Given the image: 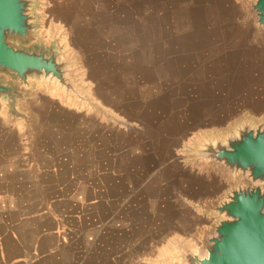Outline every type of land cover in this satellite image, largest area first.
I'll use <instances>...</instances> for the list:
<instances>
[{
  "label": "rangeland",
  "instance_id": "1",
  "mask_svg": "<svg viewBox=\"0 0 264 264\" xmlns=\"http://www.w3.org/2000/svg\"><path fill=\"white\" fill-rule=\"evenodd\" d=\"M35 1L34 43L56 40L84 101L0 75L22 95L20 116L0 102V118L24 121L42 166L54 157L63 176L94 188L79 184V193H97L132 222L134 251H90L79 262L179 264L171 259L177 248L196 252L221 220L209 210L248 184L206 166L197 151L244 123L264 126L254 0Z\"/></svg>",
  "mask_w": 264,
  "mask_h": 264
},
{
  "label": "water",
  "instance_id": "2",
  "mask_svg": "<svg viewBox=\"0 0 264 264\" xmlns=\"http://www.w3.org/2000/svg\"><path fill=\"white\" fill-rule=\"evenodd\" d=\"M35 0H0V75L29 90L31 82L54 85L65 95L84 101L68 77L71 63L61 59L56 40L49 46L35 41ZM248 14L264 38V0H254ZM18 86L0 77V102L20 116ZM206 166L241 175L248 184L227 193L209 210L221 217L193 252L179 246L171 259L179 264H264V126L244 123L224 140H208L197 151Z\"/></svg>",
  "mask_w": 264,
  "mask_h": 264
},
{
  "label": "crops",
  "instance_id": "3",
  "mask_svg": "<svg viewBox=\"0 0 264 264\" xmlns=\"http://www.w3.org/2000/svg\"><path fill=\"white\" fill-rule=\"evenodd\" d=\"M30 139L24 121L0 118V264H85L90 251H134L132 222L97 193H79V184L94 188L63 176L54 157L42 166ZM100 203L110 209L91 214Z\"/></svg>",
  "mask_w": 264,
  "mask_h": 264
}]
</instances>
